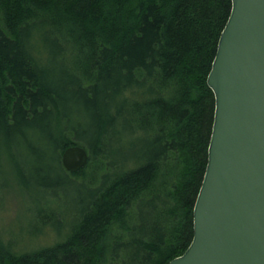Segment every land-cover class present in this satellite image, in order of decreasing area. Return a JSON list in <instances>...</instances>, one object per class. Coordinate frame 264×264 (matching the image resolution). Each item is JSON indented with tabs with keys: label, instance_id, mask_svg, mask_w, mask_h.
Wrapping results in <instances>:
<instances>
[{
	"label": "trees",
	"instance_id": "16d2710c",
	"mask_svg": "<svg viewBox=\"0 0 264 264\" xmlns=\"http://www.w3.org/2000/svg\"><path fill=\"white\" fill-rule=\"evenodd\" d=\"M231 9L0 0V159L34 204L19 237L53 234L34 248L0 240V264H167L184 253L214 123L207 78ZM72 144L89 150L75 172L61 160ZM63 201L70 213L54 209Z\"/></svg>",
	"mask_w": 264,
	"mask_h": 264
},
{
	"label": "water",
	"instance_id": "95a60500",
	"mask_svg": "<svg viewBox=\"0 0 264 264\" xmlns=\"http://www.w3.org/2000/svg\"><path fill=\"white\" fill-rule=\"evenodd\" d=\"M207 82L216 105L194 234L167 264H264V0H232ZM61 160L78 171L89 150L72 144Z\"/></svg>",
	"mask_w": 264,
	"mask_h": 264
},
{
	"label": "rangeland",
	"instance_id": "374dc122",
	"mask_svg": "<svg viewBox=\"0 0 264 264\" xmlns=\"http://www.w3.org/2000/svg\"><path fill=\"white\" fill-rule=\"evenodd\" d=\"M11 167L12 163L0 159V240L17 243L19 248H34L36 245L49 244L53 234L47 227L31 237H27L26 234L22 238L19 237L25 231L24 228L27 229L34 220L32 213L34 204L26 194V190L24 191V188L22 189L17 183L19 179L16 174L10 172ZM54 209L57 212L72 211L64 201L55 204Z\"/></svg>",
	"mask_w": 264,
	"mask_h": 264
}]
</instances>
